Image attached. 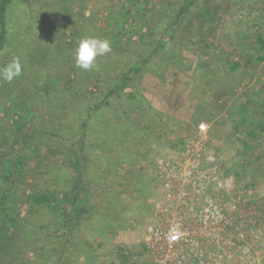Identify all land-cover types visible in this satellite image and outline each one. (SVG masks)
<instances>
[{
  "label": "rangeland",
  "instance_id": "rangeland-1",
  "mask_svg": "<svg viewBox=\"0 0 264 264\" xmlns=\"http://www.w3.org/2000/svg\"><path fill=\"white\" fill-rule=\"evenodd\" d=\"M263 12L13 0L0 68L19 57L22 72L0 80V264H264ZM85 36L111 42L88 71L74 55ZM209 200L219 220L204 226ZM173 220L184 236L169 251L149 229Z\"/></svg>",
  "mask_w": 264,
  "mask_h": 264
},
{
  "label": "clouds",
  "instance_id": "clouds-1",
  "mask_svg": "<svg viewBox=\"0 0 264 264\" xmlns=\"http://www.w3.org/2000/svg\"><path fill=\"white\" fill-rule=\"evenodd\" d=\"M111 52V42L107 38H98L85 36L77 41L74 49L76 66L84 71L91 70L94 67L95 59L99 56ZM22 65L19 57H13L12 60L0 68V80L11 82L20 76Z\"/></svg>",
  "mask_w": 264,
  "mask_h": 264
},
{
  "label": "built area",
  "instance_id": "built-area-1",
  "mask_svg": "<svg viewBox=\"0 0 264 264\" xmlns=\"http://www.w3.org/2000/svg\"><path fill=\"white\" fill-rule=\"evenodd\" d=\"M202 131L205 130V127L203 125H200L199 127ZM168 187V184L166 185ZM217 189L221 188V183H217L216 185ZM215 188V190H217ZM218 191V190H217ZM186 195V192L183 190H180L177 192L176 196L177 199H182ZM169 197L174 200V197H172V194H168ZM237 207L236 201H233L231 204V209L235 210ZM164 212L167 215H171V212H169V208H165ZM171 218L173 219V215H171ZM219 220V211L218 207L212 202V200L207 201V204L204 205L203 209L200 213V223H202L204 226L210 225L213 222H216ZM150 233V239L153 237L155 240L162 239L167 249L173 250L183 239L184 233L181 228V224L177 223L175 220L171 221L169 224L168 229L165 231L164 234H161L158 229H149Z\"/></svg>",
  "mask_w": 264,
  "mask_h": 264
},
{
  "label": "trees",
  "instance_id": "trees-1",
  "mask_svg": "<svg viewBox=\"0 0 264 264\" xmlns=\"http://www.w3.org/2000/svg\"><path fill=\"white\" fill-rule=\"evenodd\" d=\"M13 0H1L0 1V52L3 50L4 46H5V40H6V35H7V31H6V23H5V19H6V15H7V12H8V9H9V6L10 4L12 3ZM196 0H193V3L195 2ZM188 4L183 6L179 13L177 14L174 22L172 24H170V26L168 27V29L170 30V34H174L175 30L177 29V27H179L181 25V23L183 22L181 20V18H184L186 16V14L188 13ZM264 13V12H263ZM262 16V17H261ZM258 25L261 24V25H264V16L263 15H260L258 16ZM171 36V35H170ZM155 51H159L158 49H155ZM123 83L126 82V79H122ZM121 81V82H122ZM74 195H73V201L70 203V206H74V202L75 200L78 198V192L77 190H75L74 192ZM36 202H41L43 201V197L40 196V197H36ZM1 206L3 207L4 204H1ZM76 207H79V206H76ZM3 217L6 218L5 216H8L6 210H4L3 212Z\"/></svg>",
  "mask_w": 264,
  "mask_h": 264
}]
</instances>
